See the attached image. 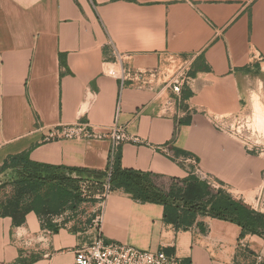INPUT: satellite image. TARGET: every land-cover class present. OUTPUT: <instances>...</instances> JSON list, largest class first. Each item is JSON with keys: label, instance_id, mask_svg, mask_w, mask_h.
<instances>
[{"label": "crops", "instance_id": "1", "mask_svg": "<svg viewBox=\"0 0 264 264\" xmlns=\"http://www.w3.org/2000/svg\"><path fill=\"white\" fill-rule=\"evenodd\" d=\"M114 51L133 72H153L145 75L149 84L121 86L109 72ZM180 68L187 79L175 93ZM253 94L264 96V0H0V183L13 158L106 170L107 138L45 140L54 126L80 118L101 132L121 126L137 137L119 146V163L155 174L163 189L181 185L190 170L167 156V147L175 158L193 156L216 184L207 182L212 191L221 188L264 213V154L233 134ZM97 202H89L95 206L84 225L69 203L59 213L30 211L20 224L0 216V264H73L75 248L99 236L163 250L182 264H237L244 246L264 257V240L240 238L241 228L229 221L197 216L188 229H176L163 220L162 205L123 189L110 191L101 207ZM98 214L100 226L92 222Z\"/></svg>", "mask_w": 264, "mask_h": 264}, {"label": "trees", "instance_id": "2", "mask_svg": "<svg viewBox=\"0 0 264 264\" xmlns=\"http://www.w3.org/2000/svg\"><path fill=\"white\" fill-rule=\"evenodd\" d=\"M174 153L187 155L177 150ZM6 168H11L12 172L6 179L8 182L0 188V216H10L15 224L22 223L25 214L30 211L36 214L59 213L68 203L70 208L76 209L83 201L78 190L79 182L85 180L101 191L107 177L106 170L50 166L24 158H13L8 165H4L3 169ZM72 173L82 178L73 179L67 175ZM155 177L151 172L121 167L117 154L108 176V185L110 191L123 189L137 201L162 205L163 220L176 229L186 230L197 216H209L238 225L241 228L240 238L249 234L264 240V213L234 199L225 190L218 188L212 191L207 181L192 173L181 180V185L173 181L165 190L157 185ZM196 225L204 231L202 223ZM237 255V264L264 263V259L257 261V253L245 246L239 247Z\"/></svg>", "mask_w": 264, "mask_h": 264}, {"label": "built area", "instance_id": "3", "mask_svg": "<svg viewBox=\"0 0 264 264\" xmlns=\"http://www.w3.org/2000/svg\"><path fill=\"white\" fill-rule=\"evenodd\" d=\"M113 61L117 64L114 68L110 69V74L120 81L121 86L126 81H138L139 83H148L146 74L148 76L154 75L152 72L135 71L133 72L127 64L124 63L122 54L114 51ZM186 71L180 68L177 74H175L174 80L171 84L172 90L175 93L181 91V87L185 84L187 79ZM221 119V118H220ZM235 122L236 118L234 119ZM224 120L215 121V126L222 130L225 128ZM232 129V128H230ZM234 131V130H233ZM235 132V131H234ZM233 132V133H234ZM109 139L111 142L108 164H107V177L110 175L113 164L115 162L116 154L119 146L124 142H137L138 138L128 135L123 127L112 126L108 132H101L97 129V126L91 124L88 120L77 119L75 122L65 125L54 126L45 136V140H60V139ZM167 156L178 160L182 163H188L190 165L189 173L194 174L199 179L210 182L211 178L203 174L198 166L196 159L187 155L185 157L175 158L167 147L163 148ZM82 193H86L85 189L90 186V183L82 182ZM110 192L109 185L104 184L103 189L100 192H95L93 195L98 200L97 205L101 207L103 199ZM264 197V186L261 193V200ZM263 201V200H262ZM85 204V202H83ZM90 212V211H89ZM81 225H84L88 217H78ZM102 221L101 214L96 215L92 222L96 226H100ZM74 262L73 264H182L180 258L175 255L167 254L163 250L149 251L139 249L133 246L125 245L119 242H104L99 236L96 240L87 245H81L74 250ZM262 260L261 256H257V261Z\"/></svg>", "mask_w": 264, "mask_h": 264}, {"label": "rangeland", "instance_id": "4", "mask_svg": "<svg viewBox=\"0 0 264 264\" xmlns=\"http://www.w3.org/2000/svg\"><path fill=\"white\" fill-rule=\"evenodd\" d=\"M173 72V68L168 70L167 77H165V79L171 76ZM263 101L264 96L261 97L257 94H253L251 96V102L248 112H245L241 116L237 117L236 121H239L240 123L235 122V125L233 127V130L235 131H233L234 137L242 144L244 143L246 147H249L251 149V152L254 154H264V122L256 118L258 114L264 116ZM212 184L216 185L215 183ZM78 186L79 194L81 195V198H83V201L81 202V204H79L78 208H76L74 217H87L90 207L95 206L89 203L92 202L95 191L93 192V186L90 185L85 189L86 193L84 194L81 191L83 190V185L80 184ZM83 202H85V204H83ZM262 259H264V257H262Z\"/></svg>", "mask_w": 264, "mask_h": 264}, {"label": "water", "instance_id": "5", "mask_svg": "<svg viewBox=\"0 0 264 264\" xmlns=\"http://www.w3.org/2000/svg\"><path fill=\"white\" fill-rule=\"evenodd\" d=\"M67 175H69V176H70L71 178H73V179H81V178H82L80 175H78V174H76V173L67 174ZM7 182H8L7 180L1 182V183H0V188H1L3 185H5ZM104 183H105V184H108V177H105V178H104Z\"/></svg>", "mask_w": 264, "mask_h": 264}, {"label": "bare ground", "instance_id": "6", "mask_svg": "<svg viewBox=\"0 0 264 264\" xmlns=\"http://www.w3.org/2000/svg\"><path fill=\"white\" fill-rule=\"evenodd\" d=\"M255 101V100H254ZM259 107V106H258ZM263 113V112H262ZM258 120H260V121H263L264 122V116H261V115H257V117H256Z\"/></svg>", "mask_w": 264, "mask_h": 264}]
</instances>
